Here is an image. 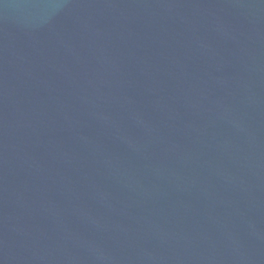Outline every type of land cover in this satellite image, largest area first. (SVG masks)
<instances>
[{
	"label": "water",
	"instance_id": "water-1",
	"mask_svg": "<svg viewBox=\"0 0 264 264\" xmlns=\"http://www.w3.org/2000/svg\"><path fill=\"white\" fill-rule=\"evenodd\" d=\"M0 264H264V0H0Z\"/></svg>",
	"mask_w": 264,
	"mask_h": 264
}]
</instances>
